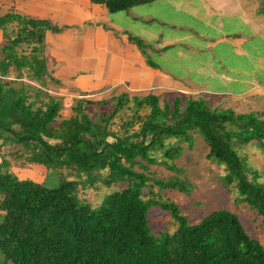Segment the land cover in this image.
Instances as JSON below:
<instances>
[{"label": "trees", "instance_id": "trees-1", "mask_svg": "<svg viewBox=\"0 0 264 264\" xmlns=\"http://www.w3.org/2000/svg\"><path fill=\"white\" fill-rule=\"evenodd\" d=\"M155 1L92 0L111 13ZM65 28L13 10L0 13V264H264L263 244L235 212L216 209L191 224L178 204L154 192V187L187 192L185 182L150 172L151 165L178 171L174 161L199 133L209 148L207 158L226 168L224 185L235 184L264 218V183L249 176L235 148L254 142L264 149V112L220 110L192 95H176L172 103L164 96L161 105L153 93L120 94L113 110L96 118L86 113L93 100L76 99L75 114L56 124L62 98L23 81L40 87L49 79L57 82L47 66L45 35ZM129 39L155 65L149 59L151 45L132 34ZM125 108L130 115L115 123ZM4 147L12 150L4 154ZM7 155L22 165L66 169L76 178L62 177L55 186L21 179ZM98 182L126 186L93 207L79 191ZM153 206L170 212L178 224L173 233L152 231Z\"/></svg>", "mask_w": 264, "mask_h": 264}, {"label": "crops", "instance_id": "crops-1", "mask_svg": "<svg viewBox=\"0 0 264 264\" xmlns=\"http://www.w3.org/2000/svg\"><path fill=\"white\" fill-rule=\"evenodd\" d=\"M157 2L175 8L179 16L166 18L167 21L157 13L133 16L135 21L148 25L147 29L136 33L151 45L148 54L155 65H150L130 41L129 34L137 36L136 33L115 22L116 13H111L105 4L92 0H0V13L13 10L67 27L61 32H46L45 56L49 72L57 80L55 83L74 89L72 93L80 98L113 92L130 97L176 92L190 96L196 93L195 87L208 88L209 82L213 84L218 80L227 88L224 91L212 88V93L238 95L244 92L245 68L222 65L223 57L216 48L219 44L226 45L240 60L251 61L254 70L259 68L256 63H261L263 57L254 50L255 45L250 52L246 49L250 40L256 36L262 39V36L258 35L260 27L252 38L245 36L246 31H253L249 25L256 24V19L251 17L254 15L246 11L245 0H156L142 5ZM195 23H200L201 27ZM165 26L170 33H165ZM210 29L215 32L213 37L208 35ZM3 42L0 30V45ZM159 61L167 65L161 66ZM71 107L64 104L65 110ZM34 166L37 171L43 167ZM25 170L19 176L11 168L21 179L32 175Z\"/></svg>", "mask_w": 264, "mask_h": 264}, {"label": "rangeland", "instance_id": "rangeland-1", "mask_svg": "<svg viewBox=\"0 0 264 264\" xmlns=\"http://www.w3.org/2000/svg\"><path fill=\"white\" fill-rule=\"evenodd\" d=\"M245 3L246 11L252 13L254 17L250 14L249 15L256 19L255 25L252 23L249 25L253 30V33H248V31H246V38H252L254 33L258 31H260V34L258 35L262 36V39L256 36L254 39L250 40L248 48L246 49V51L250 52L251 46L255 45L254 50L263 57L261 63L258 62V65L256 63V68H259L254 70L251 61H247L246 59L245 61L240 60V58H237L236 54L228 50L226 45L219 44L216 48V52L218 54L220 53L219 55L223 57V62H221L222 65H237L238 67L245 68V72L243 73L245 78L242 79V87H245V91L237 93L238 95L212 93L214 92L212 88H214V90H219L221 88L222 91L227 88L226 86L225 88L221 86L219 80L215 83L213 79V82L218 88L214 83L212 84V82H209L208 88H206V86H203L201 89L195 87L194 91L196 93L191 95L195 98H205L212 108L220 110L231 108L238 113L251 111L264 112V0H245ZM154 13H157L156 15L160 16L163 21H167L169 18L172 19L174 16H179L175 8L172 9L167 7L165 2H157L154 5H138L129 10L120 11L113 15V20L121 24L129 32L136 33V31L140 32V30L147 29L148 25L146 23L143 24V22L138 20L135 21L133 16H135V14H146V16H148ZM180 15L185 17L182 14ZM188 24L192 25L190 22H188ZM194 25L199 28L201 27L200 23H195ZM258 27H260V30L256 31ZM164 31L165 33H170V30L168 31V27L166 26L164 27ZM138 34L139 33H136L137 36H139ZM208 35L213 37L215 32L210 29ZM157 63L161 66L167 65L162 61ZM23 82L47 90L51 95L61 97L63 105L67 104L69 107L74 106L75 100L80 98L78 94L72 93L74 89H65L50 79L46 86L42 87H40L35 81H28L25 79ZM20 84L21 83H19L18 86ZM117 94V92H113L104 95L87 96V98L84 99L93 100L94 103L87 106L86 113L93 118H96L102 112H111L114 108ZM176 95H181L183 98L189 96L179 92L164 93L159 95L161 97L160 104L163 105L164 96H166V99L172 103ZM32 99H34V97ZM96 101L97 103H95ZM148 111L149 109H146L145 112ZM74 114L72 107L65 110L63 106L56 124H59L62 120L67 119ZM128 115H130V111L125 108L121 111L119 117H117L114 122L119 123L120 118L127 117ZM184 145L185 150L182 153V156L174 161L179 168L178 171L169 170L164 166L151 165L150 172L152 173V176L156 178L169 179L177 176L185 182L189 190L187 192H181L177 189L159 190L158 187H154V192L160 194L163 199L178 204L181 208L182 214L187 216L188 221L191 224L198 223L203 217L216 209H229L239 216L248 234L252 238L258 239L264 246V218L242 199L235 184L228 187L224 185L222 176L226 174V168L224 165L212 162L207 158L209 148L203 137L199 133L194 132L192 146L186 143H184ZM235 146L239 155L245 159L249 176H256L258 182L264 183V149L254 142L248 144H235ZM8 150H12V148L4 147L2 151L4 154H7ZM7 158L11 161V168H13L19 176L20 174L22 176L23 169L25 168L27 169L25 172L29 171L32 173V175L27 176L29 179L42 182L48 186L59 184L62 177H70L71 179L76 178L75 175L68 174V170L66 169L48 170L45 167H41L42 169L37 171L34 166L35 164L22 165L13 155H7ZM0 160L2 161V158ZM103 175H106V171L103 172ZM125 186L126 183L119 182L111 187H107L98 182L94 187H80L79 196L82 200H85L93 207H96L100 205L105 194L122 189ZM148 192L149 190L146 189L145 193ZM149 221L152 231L156 235H160L164 232L171 234L178 227L177 222L172 218L170 212L163 210L158 206H153L150 209Z\"/></svg>", "mask_w": 264, "mask_h": 264}]
</instances>
